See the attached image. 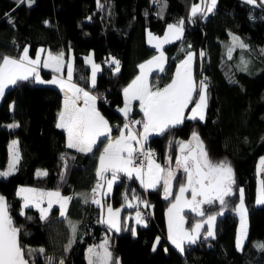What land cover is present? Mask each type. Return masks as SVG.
<instances>
[{"label": "trees", "instance_id": "obj_1", "mask_svg": "<svg viewBox=\"0 0 264 264\" xmlns=\"http://www.w3.org/2000/svg\"><path fill=\"white\" fill-rule=\"evenodd\" d=\"M196 1L100 0L104 6L100 9L97 0H34L31 6L27 0L19 6L18 0H0V56L18 57L25 47L32 55L38 46L51 51L71 48L73 80L98 96L97 107L112 124V133L123 123L118 108L123 103L124 86L136 76L140 62L156 51L145 40L146 30L161 34L166 24L183 19L181 39L164 46L167 64L152 80L156 86L163 85L171 78L176 62L188 49L194 50L198 85L203 76L207 77L205 116L203 120L185 118L165 134L151 135L144 145L155 151L162 164L170 157L173 165L179 155L177 141L188 140L195 131L212 161L230 163L235 180L232 195L225 198L226 207L217 202L205 208L207 212H223L215 221V238L202 240L201 234L197 243L185 244L181 252L165 238V207L186 180L183 169L175 172L173 195L167 199L162 181L155 189H144L135 176L129 179L119 173L110 194L103 197V205L108 200L113 207H119L127 195L143 196L152 215L145 224H136L135 235L131 217L127 227L122 224L119 231L104 222L109 234L99 223V207L92 202L91 194L98 180V155L106 139L101 138L103 143H98L92 153L68 148L63 130L56 127L60 90L50 84H34L31 78L20 81L6 89L0 100V171L8 163L10 140H16L19 151L15 171L7 178L0 177V195L7 199L9 215L21 229L18 239L30 264H48L49 257L52 264H60L61 260L64 264H87L86 247L97 245L104 237L112 251L111 264H264V248L259 247L264 244V204L255 205L258 160L264 156V4L261 0L256 4L217 0L212 13H198L189 21ZM233 36L247 48L234 47L229 59ZM90 50L102 64L94 87L88 83L89 66L85 61ZM242 57L248 61L246 70L241 65ZM104 58L108 66L103 65ZM110 58L119 61L118 72ZM42 75L48 78L50 72L43 70ZM196 96L194 93V100ZM129 115L140 120L136 106ZM10 122L19 126L10 128L6 125ZM38 170L47 175L38 176ZM21 185L58 191L63 197L71 195L66 216L61 217L57 204L47 212L46 220L40 219V209L35 204L23 208L21 215L24 201L17 195ZM240 188L244 191L248 226L243 247L237 249L235 207ZM132 210L127 206L121 209L123 223ZM185 213L189 225L197 215L188 210ZM69 222L76 225V232L71 247L65 250L73 237ZM158 233L160 241L153 250Z\"/></svg>", "mask_w": 264, "mask_h": 264}, {"label": "snow or ice", "instance_id": "obj_2", "mask_svg": "<svg viewBox=\"0 0 264 264\" xmlns=\"http://www.w3.org/2000/svg\"><path fill=\"white\" fill-rule=\"evenodd\" d=\"M23 0H18L19 3ZM34 0H27L29 6ZM154 3L160 2V0H153ZM249 4H256V0H246ZM264 4V0H261ZM217 0H202V4H194L191 9L189 21L192 20L198 13L208 15L212 13L216 7ZM98 8L102 9L104 6L97 0ZM164 4L161 7V15ZM9 23H12L9 20ZM47 24V21H45ZM185 21L182 19L177 24H169L168 30L165 32L163 38L152 37L149 33V43L152 39L157 40L154 45L159 56L153 57L152 60L146 62V64L139 65L141 74L138 75L129 85L124 92V107L118 109L125 118V123L120 129V135L115 139L112 138V128L109 122L100 114L96 109L97 96H93L89 91H85L84 88L77 86L72 82L74 67L71 60L65 62L64 53L60 52L53 55L51 52L46 57L41 56L44 51L40 49L37 51L35 59L29 56V49L25 47L23 53L18 57H11L8 55L0 56V97H3L5 90L10 86L17 85L20 81H28L34 78L37 83H45L40 78L37 67L42 63L44 67H51L53 72H61L65 67L67 69V80L63 77L54 76L52 80L47 83L57 84L62 91L65 92L64 108L58 113V122L56 127L64 129L68 133V148H74L78 152L92 153L94 147L98 143H103L101 138L107 139V144L103 147V150L99 155V166L96 171L98 182L95 188H93L94 198L93 203L100 205V200L95 198L97 189L102 187L101 180L107 181L108 189L110 190L113 183L119 179L118 174L123 173L129 179L133 178L140 181V184L145 189H155L157 185L163 181L165 199L173 195L171 186L173 180L176 178V173L171 169H165L160 164L154 162V153L151 151H144V144L149 139L150 135L155 133L163 135L172 128L180 125L183 120H195L199 117L200 120L204 119V109L207 107V77L202 79L197 86L192 76L191 63L193 53L188 52L185 59L177 65L176 73L171 81L163 88H153L148 84L144 69L146 66L155 65L160 71H164V53L161 51L162 44L170 43L173 40L181 39L183 35V25ZM233 46L229 47L228 56L231 59V53L233 48L238 46L241 49L247 48V45L240 41L239 37L233 36ZM264 52V49L261 50ZM204 53L201 52L200 56ZM90 60V58H89ZM116 66L115 71H119V61L112 58L110 61ZM247 63L243 57L241 58V65L244 66V70L247 69ZM92 86H95L96 74L99 70V66L92 64ZM194 93L198 95V100H194ZM83 99V107H80L77 101ZM137 100L140 103V110L143 113L142 120H131L129 122V113L131 111V101ZM195 104L191 109V114L185 117V109L190 103ZM136 125H142V131L135 132ZM17 124L8 125L10 128L18 127ZM126 132V134H125ZM133 142L139 147H133ZM195 143V147H190L192 143ZM179 144L180 155L176 157V165L178 168L183 169L186 174L187 183H181L179 193L175 195V203H173L168 209V239L175 245L181 252L184 251L185 244H195L200 237V229L207 225L205 239L211 237L215 238L214 223L218 216L223 215V212H217L214 214H208L207 210L202 209L201 205H213L216 201H219L222 208L226 207L228 202L226 197L232 195L233 185L235 183L233 169L227 160H221L214 162L210 159L207 150L203 142L200 140L199 135L193 131L191 139L188 142L177 141ZM16 141L10 145V151L13 153V158L10 162L9 169L7 171H0V177L7 178L11 175L15 169L16 164L19 162V152L16 150ZM134 153L144 157L148 161L147 171L143 168V161H140L139 165H134ZM63 159V157H62ZM171 158L169 157V160ZM259 171H264V158H261ZM111 173L109 179L105 173ZM166 173V175H163ZM37 175H47L46 172L37 171ZM191 190L192 199L190 201L183 199V194ZM21 193H32V197L24 196L25 201L21 209V215H24L23 208L29 206L30 200L35 203V206L39 207V201L35 200V189L18 190L17 195ZM107 193H105L106 195ZM39 196L56 197L60 204L61 217L66 216V204L71 197H61L57 192H40ZM200 197L201 199H197ZM133 199H136L133 196ZM53 201L49 200V209L52 207ZM146 203V202H143ZM257 203L264 204V179L259 181L258 199ZM131 206V205H129ZM183 207H190L200 217H206L203 224L197 223L191 229V232L183 231V217L180 215V211ZM236 211L240 216V229L238 230L236 237V247L241 249L243 247L244 239L247 235L246 230V212L243 208V189H240V204L236 206ZM48 209H40V219H47ZM108 213L110 216H115L119 213V209L112 210L111 206L108 207ZM30 219V218H29ZM105 221L101 220V223ZM73 233L72 239L69 240L65 250L71 247L75 239L76 225L69 222ZM109 227H115L117 231L120 227L112 220L107 221ZM136 223L143 224L144 220L140 213L137 212ZM127 227V226H125ZM21 229L14 225L12 217L9 215V205L4 196L0 195V264H29L25 259V253L19 242L18 235ZM133 235H135V228H132ZM157 237V243L159 242ZM102 251H97L94 248H89L88 264H109L112 258V253L107 249V240L99 246ZM264 248V244L259 245ZM155 250V244L153 245ZM39 252L43 253L44 249H39ZM32 250H29L28 254L31 255ZM95 257V259H93ZM48 264H52V258L49 257ZM60 264H64L63 260ZM115 264H119L116 261Z\"/></svg>", "mask_w": 264, "mask_h": 264}, {"label": "crops", "instance_id": "obj_3", "mask_svg": "<svg viewBox=\"0 0 264 264\" xmlns=\"http://www.w3.org/2000/svg\"><path fill=\"white\" fill-rule=\"evenodd\" d=\"M195 3H196V4H202V0H197L196 2H194V4H195ZM194 4H193V5H194ZM193 5H192V7H193ZM191 9H192V8H191ZM180 20H182V19H180ZM180 20H176V21H173V22H170V23L166 24V26H165V28H164V30H163V32H162L161 34H155V33H153V32L150 31V30H146V32H145V40H146L147 44L150 45V46H152L153 48L156 49V47H154V45L157 43V40L152 39V42L149 43V40H150L149 33L152 34V37H160V38H163L164 35H165V32L168 30V27H167V26H168L169 24H177ZM183 32H184V25H183ZM173 41H175V40H173ZM173 41H172V42H173ZM166 44H168V43L162 44L161 49H160V50L163 51V53H164V68H165V66H166V64H167V54H166V52L164 51V46H165ZM40 49H43V50H44V51L41 53L42 58H43V57H46V56L48 55L49 52H51L53 55H56V54H58V53H60V52H63V53H64V58H65V62H67L68 60H71L72 63H73V67H74V55H73L72 52H71V48L66 49V50L51 51V50H49V49L46 48V47L38 46L37 49H36V51H35V53H34L33 55H32V54H29V56H30L31 58L35 59V57H36V55H37V51L40 50ZM188 52L193 53V58H192V63H191V72H192V76H193V79H194V81H195V84L198 86L197 79L195 78V75H194V69H193V68H194V67H193V66H194V61H195V52H194V50H192V49H188V50L185 52L184 56H183L182 58H180V59L176 62V65H175V68H174V71H173V74H172L171 78H170L167 82H165L163 85H161V86H156V83L153 82L152 77H153L154 75H159V74H161L163 71H160L157 67H155L154 64L151 65V66H146V68L144 69V72H145V74H146V79H147L148 84L153 88V90H155V88H157V87H158V88H163V87L166 86L167 84L171 83V81H172V79H173V77H174V75H175V73H176L177 65L180 64V62H181L182 60L185 59V57H186V55H187ZM22 53H23V51H22ZM22 53H21V54H22ZM8 56H9V55H8ZM156 56H159V52L157 51V49H156V51L154 52V54H152L151 56H149L148 58H146L145 60H143L142 62H140L139 65H141V64H146L147 61L152 60V58H153V57H156ZM11 57H13V56H11ZM89 58H90V60H89ZM110 60H112V58H110ZM85 61L87 62L88 66H89V80H88V83H89L90 86H92V81H91L92 71H93V69H92V64L94 63V64H96V65L99 66V70L97 71V74L101 71V69H102V64H101L99 61H97V59L95 58L94 54L91 53V51H89V52L85 55ZM43 70L50 72V76H49L48 78H45V77L42 75V71H43ZM37 71L39 72L40 78H41L42 80H44L45 83H37V82L35 81L34 78H31V77H30V78L32 79V81H33L34 84H37V85H46V84H50V85H53V86L57 87V88L60 90V92H61V94H62V100H61V105H60V110H59V113H60V112L63 110V108H64L65 92L62 91L61 88H60L57 84L47 83V81L52 80L54 76H57L58 78H59V77H63L64 80H67V69H66V67H65L61 72H53V70H52L51 67H44L43 64L41 63V64L37 67ZM97 74H96V78H97ZM140 74H141V70H140V68L138 67V73L136 74V76H135L134 78H132V79H131V80H130V81L124 86L123 90H124L126 87H128V85H129V84H130V83H131V82H132V81H133L138 75H140ZM72 82L75 83L77 86L84 88L85 91H89L91 95H93V96H97L95 93H93V92H92L90 89H88L87 87H85V86H83V85L77 83L76 81H74L73 78H72ZM95 82H96V81H95ZM193 95H194V94H193ZM77 103H78V105H79L80 107H83V106H84V104H83V99L77 101ZM95 106H96V109L99 111V109H98V107H97V100H96V105H95ZM134 106H136V108L140 111V115H139V117H140V120H142V119H143V113H142L141 110H140V103H139V101H137V100H133V101H131V111L134 109ZM194 106H195L194 102H193V103H190V104L188 105V107L185 109V116H188V115L191 114V109H192ZM123 107H124V92H123V103H122V105H121L118 109L123 108ZM131 111H130V112H131ZM99 112H100V111H99ZM118 113L121 115V117H124V116L121 114V112H120L119 110H118ZM100 114L106 119V117H105L101 112H100ZM106 120H107V119H106ZM107 121H108V120H107ZM57 122H58V116H57L56 123H57ZM108 122H109V121H108ZM109 125H110V127L112 128V124L109 123ZM123 125H124V122L121 123V124H119V125L117 126V130H116L115 133H112V132H111V136H112L113 139H115L116 137H118V136L120 135V129L123 127ZM61 129H62V128H61ZM62 130H63V132H64V134H65V141H66V145H67V142H68V133H67L64 129H62ZM142 130H143V129H142V125H140L137 129H134L135 132H140V131H142ZM125 134H126V132H125ZM154 134H155V133H153V134H151V135H154ZM151 135H150V136H151ZM145 143H146V142H145ZM105 144H107V139H106V141H105L103 147L105 146ZM103 147L101 148L100 152L103 150ZM133 147H139V146L136 145L135 142H133ZM100 152H99V155H100ZM99 155H98V158H99ZM153 159H154V162H155V163L160 164V165L163 167V164H162L160 161H158V160L156 159V157H153ZM98 166H99V159L97 160L96 171H97ZM145 171H147V169H146ZM41 172H43V171H41ZM106 176H107L109 179L111 178V174H108V175H106ZM133 176H135V174H133ZM116 181H117V180H116ZM116 181H115V182H116ZM138 181H139V180H138ZM104 182H105V183H104V190H103V191H106L105 193H109V194H110L112 187H111L110 190H109V189L107 190V188H108V186H107V181L104 180ZM115 182H114V183H115ZM162 182H163V181H162ZM114 183H113V184H114ZM139 183H140V181H139ZM21 186H24V185H21ZM112 186H113V185H112ZM143 188H144V187H143ZM17 189H19V187H18ZM28 189H29V188H28ZM31 189H32V188H31ZM38 189H41V188H38ZM38 189H35V190H36V198H38V200H36V201H39V209L44 208V209H48V211H49V210H50V209H49V200H50V199L53 201L52 206H54V205H56V204H57V205H60L58 202H56V201H57V198H56V197H48V196H43V197H41V196H39V193H40V192L48 193V192H56V191H52V190H44V189H41V191H37ZM144 189H145V188H144ZM147 189H151V188H147ZM109 194H107V195H109ZM24 195H25V194L23 193V194H21L20 196L23 198ZM27 195H32V193H27ZM60 195H61V194H60ZM61 197H63V195H61ZM103 197H105L104 192H103ZM23 201H24V199H23ZM34 204H35V203H34ZM108 225H109V224H108ZM177 250H179V249H177Z\"/></svg>", "mask_w": 264, "mask_h": 264}, {"label": "rangeland", "instance_id": "obj_4", "mask_svg": "<svg viewBox=\"0 0 264 264\" xmlns=\"http://www.w3.org/2000/svg\"><path fill=\"white\" fill-rule=\"evenodd\" d=\"M207 2H210V0H207ZM195 4H196V3H195ZM206 16H207V15H206ZM90 51H91V53H93V50H90ZM71 52H72V50H71ZM72 54H73V52H72ZM1 98H2V97H0V100H1ZM198 98H199V97H198V95H197L196 98H195V100H198ZM205 110H206V109H204V116H205ZM12 124H14V123L10 122V123H7L6 125L8 126V125H12ZM190 139H191V137H190L188 140H185V142H188ZM13 141H16V140H15V139H12V140H10V142H9V144H8L9 158H8V163H7V165H6V167H5V169H4L3 171H7V170L9 169L10 162H11V160H12V158H13V153H12V151H10V145H12V142H13ZM193 146H195V143H194V142L190 145V147H193ZM15 148H16V150H18L17 145H15ZM18 152H19V151H18ZM179 155H180V151H179ZM261 158H264V156H261V157L259 158V160H258V164H260ZM16 167H17V164H16ZM163 168H165V169H171V170L174 171V172H176L178 169H181V168H178V167H177L176 162H175L173 165L170 164V162H169L168 159L165 160V162H164V164H163ZM163 175H166V173H164ZM260 180H261V179L257 178V181H256V189H255V205H261V204L257 203V199H258V188H259V181H260ZM184 183L186 184V183H187V180H185ZM180 185H181V184H180ZM180 185L177 187V190H176L175 195L179 193ZM21 188H24V189H28V188H29V189H31V188H32V189H38V188H36V187H32V186H28V185L19 186V189H21ZM162 188H163V191H164L163 182H162ZM171 188H172V186H171ZM19 189H17V192H18ZM240 189H241V188H240ZM240 189H239V196H238V199H237L236 206H237L238 204H240ZM107 190H108V188H107ZM37 191H41V189H38ZM103 192H104V195H105V192H106V191H103ZM21 194H23V193H21ZM24 194H25L24 196L27 195V193H24ZM107 194H109V193H107ZM107 194H106L105 196H107ZM32 195H33V194H32ZM32 195H27V196L32 197ZM175 195L173 196V198L168 202V204H167L166 207H165V238H166V240H167V242H168L169 244H171L175 249H177V248L175 247V245L172 244V242L168 239V235H169V233H168V220H169L168 209L170 208V206H171L173 203H175ZM133 196H135V195H132V196L127 195V196H125L123 204L120 205L119 207H113V206L110 204V202L107 200V201L104 203V207H103V208H104V215H103V216H104V221H105V223L108 224L107 221L112 220V221H114V222H115V223L121 228L122 224H124L125 226H127V224H129V218L131 217L132 220H133L132 228H135V226H136V224H137V223H136V216H137V214H136L135 212H133V210H132L131 212L128 211L127 214H126V222L124 221V223H123V222L121 221V218H120V212H121V209H122L124 206H127L128 208L133 209L134 205H135V204H138V203H140L143 207H146V206L149 205V202H148V200H147L145 197H143V196H142V197L135 196L136 199H133ZM183 199H184V200H187V201H190V200L192 199V196H191V190H190V189H189V191H187V192H185V193L183 194ZM197 199L199 200V199H201V198H200V197H197ZM35 200H38V198H36V196H35ZM143 202H146V203H143ZM217 202H219V201H216L215 203H217ZM24 203H25V201H24ZM29 204H34V202H32V201L30 200V203H29ZM129 205H131V206H129ZM109 206H111V208H112V210H113L114 212H115V210L119 209V213H118L117 215H115V216H110L109 213H108V207H109ZM206 206H207V204H205V205H201V208H202V209H205ZM243 208H244V210H245V212H246V230H247L248 221H247V210H246L245 200H244V191H243ZM186 210L190 211V212H191L192 214H194V215H197V214H196L195 212H193V211L191 210L190 207H183L182 210L180 211V215L183 217V224H182L183 231H185V232H191V229L193 228V226H194L195 224H197V223H202V224H203V221H204V219H206V217H200V216L197 215V217L192 218V221L190 222V224L187 225L188 216H187L186 213H185ZM207 213H208V214H214V212H207ZM235 213H236V215L238 216V223H237V229H236V237H237L238 230L240 229V216L238 215V213H237V211H236V207H235ZM142 218H143V217H142ZM143 220H144V223H143V224H145V223H146V219L143 218ZM111 228L117 230L115 227H111ZM125 228H126V227H125ZM206 230H207V225L204 224V226L200 229V233L203 234V236H205V234H206ZM214 233H215V223H214ZM157 237L160 238L161 235H160L159 233L156 235V237H155V239H154V241H153V245L155 244V247H156V246L158 245V243H159V242L157 243ZM105 240H107V249H108V251L112 253V251H111V249H110V247H109V244H108V243H109V242H108V239H107V237H104L103 240L100 241L97 245H88V246L86 247V249H85V257H86V260H87V264H88V257H89L88 249H89V248H94V249H96L97 251H102V249H99L97 246L103 244V243L105 242ZM244 240H245V239H244ZM159 241H160V239H159ZM153 245H152V246H153ZM93 259H95V257H93ZM110 261H111V260H110ZM110 261H109V264H111Z\"/></svg>", "mask_w": 264, "mask_h": 264}, {"label": "built area", "instance_id": "obj_5", "mask_svg": "<svg viewBox=\"0 0 264 264\" xmlns=\"http://www.w3.org/2000/svg\"><path fill=\"white\" fill-rule=\"evenodd\" d=\"M102 63H103L104 66H108V65H109V61H108L107 58H104L103 61H102ZM205 77H206V76H203V79H204ZM97 97H98V96H97ZM122 118H123V122H126V121H125V118H124V117H122ZM131 120H139V119H138V117H134V116L129 115V122H130ZM137 128H138V125H136L134 129H137ZM137 148H138V147H137ZM143 150L146 151V152H147V151H151L152 153H154V157L156 156L155 151H154L153 149H151L150 147H148V146H145V145H144V149H143ZM140 161H143V168H144V170H146L147 167H148V161L145 160L144 157L139 156L138 154L134 153V160H133L134 165H139V164H140ZM259 165H260V164H259ZM257 174H258V177H259L260 179H264V171H259V167H258ZM97 182H98V180H97ZM96 185H97V183H96ZM96 185H95L93 188H95ZM93 188H92V190H93ZM92 190H91V194H92L93 197H94V194H93V191H92ZM97 194H98V189H97V192H96V194H95V197H96V198H97ZM68 197H71V195H68ZM133 211H134L136 214H137V212H139L140 215H141V217H143V218H145V219L152 215V209H151V206H150V205H148V206H146V207H143L140 203L135 204V205H134V208H133ZM203 239H204V236L202 237V240H203Z\"/></svg>", "mask_w": 264, "mask_h": 264}, {"label": "water", "instance_id": "obj_6", "mask_svg": "<svg viewBox=\"0 0 264 264\" xmlns=\"http://www.w3.org/2000/svg\"><path fill=\"white\" fill-rule=\"evenodd\" d=\"M193 147H195V146H193ZM108 174H111V173L110 172L109 173H105V175H108ZM104 183H105L104 180L100 181V184L102 185V187L98 188V194H97V199H99L100 202H101L100 205H98V207H99V218H98V220H99L100 225L102 227H104L109 234H111L110 229L105 225V223H101V220H103V213H104V208H103L104 207V205H103ZM6 201H7V199H6ZM25 259L28 260L26 257H25ZM28 262H29V260H28ZM29 264H30V262H29Z\"/></svg>", "mask_w": 264, "mask_h": 264}]
</instances>
